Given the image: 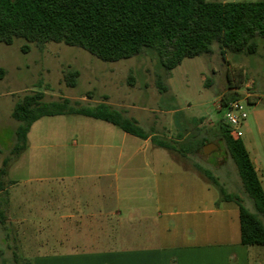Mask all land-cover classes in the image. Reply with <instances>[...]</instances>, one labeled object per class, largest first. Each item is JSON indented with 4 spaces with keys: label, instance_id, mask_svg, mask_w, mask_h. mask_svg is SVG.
Here are the masks:
<instances>
[{
    "label": "rangeland",
    "instance_id": "1",
    "mask_svg": "<svg viewBox=\"0 0 264 264\" xmlns=\"http://www.w3.org/2000/svg\"><path fill=\"white\" fill-rule=\"evenodd\" d=\"M257 42L255 56L229 52L223 56L219 45L214 44L213 55L185 59L170 72L161 66L160 55L152 49L110 63L65 44L49 43L40 49L24 39H16L12 45L0 43V214L5 216L3 222L0 218V264H40L35 262L39 256L86 251V242L95 238L105 248L115 240L142 242L152 233L145 232L149 223L142 220L147 214L155 216L153 208L152 213L130 216L123 204L118 217L97 215L95 219L103 224L97 229L84 216L63 218V201L87 197L96 180H104L97 177L101 174L111 175L107 182L112 184L113 194L119 192L122 203L129 195L136 198L133 207H139L142 186L135 184L127 194L128 188L122 182L130 159L118 137L123 131L109 126L111 134L104 121L81 115L43 118L32 130L31 148L19 157L12 154L19 125L12 117L14 107L36 93L44 94L47 104L68 99L70 108L93 110L104 104L122 120L136 121L146 133L172 142L176 150L161 153L166 160L209 171L227 193L240 197L244 207L264 223L244 190L221 131V125H226L221 100L230 94H238L252 129L256 113L264 109V38L257 37ZM26 45L30 50L24 53ZM70 72H79L75 87L68 86L65 79ZM161 86L167 91L162 92ZM248 100H257L259 105L248 106ZM207 144H214L216 150L205 156L202 148ZM137 148L130 164L145 156ZM100 159L102 167L97 166ZM110 160L112 164H107ZM49 202L59 203L58 214L33 213L49 206ZM110 211L116 213V208ZM257 249L264 252V247ZM251 264H264V258H253Z\"/></svg>",
    "mask_w": 264,
    "mask_h": 264
},
{
    "label": "trees",
    "instance_id": "2",
    "mask_svg": "<svg viewBox=\"0 0 264 264\" xmlns=\"http://www.w3.org/2000/svg\"><path fill=\"white\" fill-rule=\"evenodd\" d=\"M257 37L264 38V1L0 0V43L12 45L16 39H24L40 49L49 43L65 44L110 63L138 57L152 49L158 52L161 66L168 72L185 59L213 55L214 44L219 45L223 56L227 52L255 56L259 50ZM29 50V45L22 48L24 53ZM78 77L79 72L68 73V86L75 87ZM161 87L162 92L167 91ZM236 95L221 100L224 112L230 102L238 100ZM43 99L42 93L28 95L14 107L12 117L19 123L12 151L16 157L28 148L30 129L43 117L81 115L110 123L143 140L152 136L136 121L122 120L104 104L91 110L70 108L68 99L60 104H47ZM221 131L244 190L264 217V188L245 143L226 125H221ZM151 140L168 151L176 150L172 142L157 136ZM196 171L204 173L224 201L238 205L242 245L264 246V223L259 216L244 207L240 197L227 193L209 171ZM0 218L5 220L2 214Z\"/></svg>",
    "mask_w": 264,
    "mask_h": 264
},
{
    "label": "crops",
    "instance_id": "3",
    "mask_svg": "<svg viewBox=\"0 0 264 264\" xmlns=\"http://www.w3.org/2000/svg\"><path fill=\"white\" fill-rule=\"evenodd\" d=\"M246 103L254 107L259 105L257 100H248ZM43 118L30 129L28 149L32 145V130ZM105 123L108 128L114 126ZM243 126L242 140L264 188V109L256 113L254 129L251 128L252 124L248 120ZM107 132L114 134L111 128ZM151 134V137H158L155 133ZM118 137L125 144L123 152L126 155L129 153L130 159L137 153L133 151L135 147H138L137 150L143 151L145 155L142 160L133 164H130V159L128 160L125 166L129 169L125 171L122 180L128 188L127 194L133 190L135 184L142 186L141 199L137 202L139 207H133L136 198L130 195L129 199L122 203L119 192L116 191L113 194L112 184L107 182L111 175L98 174L97 177L104 180H96L92 189L89 188L91 193L89 195L85 193L87 197L79 199L70 197L63 201L61 204L62 214L65 216L63 218L73 220L75 216H82V218L84 216L88 224L97 229L103 225L95 219L97 215L115 214L114 216L118 217L122 212L123 204L130 212L128 213L130 216L134 213H144V215L148 212L152 213L153 208L155 216L147 214L142 220L150 225H146L145 232L152 233L147 237L144 236L142 242L121 243L115 240L107 244L105 248H101L99 240L95 238L86 242L88 245L86 248H89L86 251L43 255L35 259V262L40 264H91L92 262L99 264H251L253 258H264L263 251L254 250L255 247L264 246L242 245L240 211L236 203L224 201L218 189L196 170L177 165L173 160H166L161 154L166 149L155 145L151 137L143 140L125 132ZM98 163L97 166L102 167L101 159ZM107 164H112V160ZM136 195L138 193L133 194V196ZM111 208H116V213H111ZM41 209L34 210L33 213L56 214L59 203L49 202V206ZM116 222L119 225L125 223L119 219Z\"/></svg>",
    "mask_w": 264,
    "mask_h": 264
},
{
    "label": "built area",
    "instance_id": "4",
    "mask_svg": "<svg viewBox=\"0 0 264 264\" xmlns=\"http://www.w3.org/2000/svg\"><path fill=\"white\" fill-rule=\"evenodd\" d=\"M224 120L229 130L237 137H243L242 127L247 120V112L245 111L241 101H232L228 104Z\"/></svg>",
    "mask_w": 264,
    "mask_h": 264
},
{
    "label": "water",
    "instance_id": "5",
    "mask_svg": "<svg viewBox=\"0 0 264 264\" xmlns=\"http://www.w3.org/2000/svg\"><path fill=\"white\" fill-rule=\"evenodd\" d=\"M216 150V146L214 144H207L202 148L203 155H210L213 151Z\"/></svg>",
    "mask_w": 264,
    "mask_h": 264
}]
</instances>
